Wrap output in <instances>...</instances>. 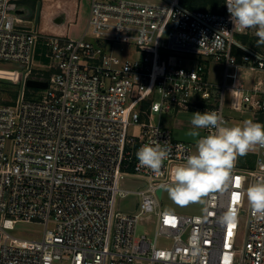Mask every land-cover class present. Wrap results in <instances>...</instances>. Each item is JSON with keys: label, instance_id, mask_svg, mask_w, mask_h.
<instances>
[{"label": "built area", "instance_id": "2783aa9c", "mask_svg": "<svg viewBox=\"0 0 264 264\" xmlns=\"http://www.w3.org/2000/svg\"><path fill=\"white\" fill-rule=\"evenodd\" d=\"M17 8L16 0H0V61L20 67L0 68V78L22 85L9 98L0 88V264H264V221L249 203L237 241L246 190L264 178V147L252 151L253 168L234 162L226 189L207 192L201 213L166 210L157 193L195 152L162 123L165 112L192 106L226 122L228 89L233 109L252 112L255 121L264 113V77L247 87L239 74L242 67L263 73L264 53L235 37L239 26L226 3L210 11L181 0H91L81 36L47 37L45 69L33 66L40 31L22 24ZM115 43L133 44L138 56H120ZM190 54L224 61L220 86ZM30 78L48 85L27 94ZM155 142L169 149L161 177L136 157ZM128 176L145 185L123 187ZM129 193L138 196L136 209L116 208ZM229 211L235 221L221 222ZM145 214L154 215L153 235L136 232ZM17 222L44 225L42 236L14 235ZM159 238L170 242L159 245Z\"/></svg>", "mask_w": 264, "mask_h": 264}, {"label": "clouds", "instance_id": "9594fccd", "mask_svg": "<svg viewBox=\"0 0 264 264\" xmlns=\"http://www.w3.org/2000/svg\"><path fill=\"white\" fill-rule=\"evenodd\" d=\"M230 20L240 30L256 29L257 46L264 45V0H225ZM192 128L187 132L194 139L195 152L170 171V183L163 187L170 199L180 205L205 204L207 192L225 190L237 156L264 147V124L251 119L228 126L216 111L192 113ZM208 134L201 136L200 130ZM167 141H165V145ZM139 166L151 170L156 177L164 175L162 166L169 149L161 143L141 146L136 153ZM248 203L258 221H264V178L246 190ZM206 210V209H205ZM235 214L226 212L221 222L235 221Z\"/></svg>", "mask_w": 264, "mask_h": 264}, {"label": "rangeland", "instance_id": "374dc122", "mask_svg": "<svg viewBox=\"0 0 264 264\" xmlns=\"http://www.w3.org/2000/svg\"><path fill=\"white\" fill-rule=\"evenodd\" d=\"M255 32L256 29L240 30L239 28L238 31L235 33V37L241 40L243 43L250 45L264 53V45L257 46L256 44L259 38L255 35ZM39 35L40 36L37 38L35 45L33 66L36 69H45L47 67V63L49 62L50 58L47 54V45L45 43V39L41 35V33ZM114 47L116 52L122 57L134 59L136 56H138V54L135 52L133 44L115 43ZM236 51L239 50L236 49ZM187 57L192 58L194 62L202 61L207 67L208 79L218 86L221 85L224 78V69H225V63L222 59L218 60L214 57H204L193 54H190ZM0 68L20 69V67L16 64L7 63L3 61H0ZM239 74H240V78L243 80V82L247 87H251L259 77H264V72L263 73L254 72L248 69L247 67H242L239 71ZM21 87H22L21 83L15 80L0 78V88L3 92V95H8L7 96L8 98L15 97L14 92L20 90ZM24 89L25 92L28 94L32 88L26 85L24 86ZM217 101L218 99H216L214 103H217ZM197 111L203 113L208 110L200 109L192 106H181L176 108L174 111L171 110L165 112L161 118L162 123L165 126H168L172 130L174 138L191 143L194 150H195L194 139L192 137H189L187 135V132L192 128V125L190 124L192 113ZM222 114L227 118L226 124L228 126L241 124L242 121L246 119H251L254 122H259L261 124H264V113L260 114L261 117L260 120L255 121L252 112L233 109L231 107V93L228 89L225 90L223 97ZM159 118L160 116L158 113H151L149 116L150 121H154V122H158ZM200 132H201V136L206 133L205 129L200 130ZM235 161L240 166L246 168H253L256 163V154L250 151L247 155L244 156L238 155ZM121 185L123 187L134 190L138 187H143L145 185V179L140 176H128L121 181ZM205 197L206 195L203 197L204 201H205ZM159 199L162 208L182 214L201 213L204 209V204L201 203H192L186 206H180L174 203L170 199L168 192L164 187H163V193ZM137 202H138V196L136 193H129L128 195H124V196L119 195L116 202V208H118L119 210L131 211L136 209ZM244 202L245 205L243 206V210H245L246 213L242 214L240 217V226L237 234V241L239 245L243 243L244 233L246 229V222L248 218L247 196ZM43 229H44V225L40 223L17 222L15 227L11 230V232L19 237L40 238L42 236ZM154 229H155L154 215L145 214L139 220L136 227V232L138 235L143 233H148L149 235H153ZM158 242L159 245L164 246L169 244L170 241L164 238H159Z\"/></svg>", "mask_w": 264, "mask_h": 264}, {"label": "crops", "instance_id": "0c3cea01", "mask_svg": "<svg viewBox=\"0 0 264 264\" xmlns=\"http://www.w3.org/2000/svg\"><path fill=\"white\" fill-rule=\"evenodd\" d=\"M16 1L21 23L37 25L45 43L49 35L79 37L88 23L91 0Z\"/></svg>", "mask_w": 264, "mask_h": 264}, {"label": "trees", "instance_id": "16d2710c", "mask_svg": "<svg viewBox=\"0 0 264 264\" xmlns=\"http://www.w3.org/2000/svg\"><path fill=\"white\" fill-rule=\"evenodd\" d=\"M181 2L193 9H202L210 11H221L225 0H181ZM238 56H241L242 51H236Z\"/></svg>", "mask_w": 264, "mask_h": 264}, {"label": "water", "instance_id": "95a60500", "mask_svg": "<svg viewBox=\"0 0 264 264\" xmlns=\"http://www.w3.org/2000/svg\"><path fill=\"white\" fill-rule=\"evenodd\" d=\"M26 83L28 86H32V87H47L48 85V81L46 80H38V79H32V78L28 79ZM157 193L159 197H161L163 193V187H159L157 189Z\"/></svg>", "mask_w": 264, "mask_h": 264}, {"label": "snow or ice", "instance_id": "6c2138e0", "mask_svg": "<svg viewBox=\"0 0 264 264\" xmlns=\"http://www.w3.org/2000/svg\"><path fill=\"white\" fill-rule=\"evenodd\" d=\"M167 222V221H166Z\"/></svg>", "mask_w": 264, "mask_h": 264}]
</instances>
